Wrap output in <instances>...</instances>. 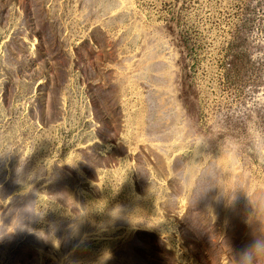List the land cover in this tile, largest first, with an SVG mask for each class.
I'll return each mask as SVG.
<instances>
[{
	"label": "rangeland",
	"instance_id": "obj_1",
	"mask_svg": "<svg viewBox=\"0 0 264 264\" xmlns=\"http://www.w3.org/2000/svg\"><path fill=\"white\" fill-rule=\"evenodd\" d=\"M253 127L264 0H0V264H237Z\"/></svg>",
	"mask_w": 264,
	"mask_h": 264
},
{
	"label": "clouds",
	"instance_id": "obj_2",
	"mask_svg": "<svg viewBox=\"0 0 264 264\" xmlns=\"http://www.w3.org/2000/svg\"><path fill=\"white\" fill-rule=\"evenodd\" d=\"M253 140L264 143V130L253 127L251 133ZM203 140L199 142L201 144ZM206 183L212 179L211 174L205 176ZM264 262V234L258 236L254 241L239 253L237 264H262Z\"/></svg>",
	"mask_w": 264,
	"mask_h": 264
}]
</instances>
